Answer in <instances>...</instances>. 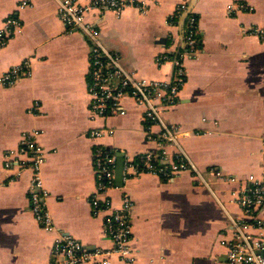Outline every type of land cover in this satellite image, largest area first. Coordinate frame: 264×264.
Returning a JSON list of instances; mask_svg holds the SVG:
<instances>
[{"label": "crops", "instance_id": "obj_1", "mask_svg": "<svg viewBox=\"0 0 264 264\" xmlns=\"http://www.w3.org/2000/svg\"><path fill=\"white\" fill-rule=\"evenodd\" d=\"M22 1L0 0V28L11 14L23 25L0 48V72L24 61L30 69L14 84L0 85V264H47L56 260L53 244L62 234L88 250L112 245L105 230L109 212L94 213L90 202L96 190V146L133 159L154 153L159 162L163 150L171 157L175 147L160 144L157 125L148 131L144 106L132 97L122 99L125 114L91 117L92 41L60 19L57 0H29L19 8ZM182 1L148 0L146 11L91 10L87 19L127 70L137 77L168 79L172 64L157 59L181 36V18L177 26L169 21ZM193 10L199 51L185 61V84L165 117L179 128L181 145L211 188L198 184L189 171L171 177L142 171L116 185L109 192L113 205H121L124 193L133 203L134 264H226L221 239L228 236L230 221L218 198L242 217L231 193L244 186L248 174H259L263 163L264 40L247 30L264 25V0H196ZM103 126L114 133L90 135ZM34 129L45 151L42 179L53 230L43 228L32 213L31 168L19 171L4 164L5 151ZM231 177L240 179L226 180ZM111 264L119 262L115 258Z\"/></svg>", "mask_w": 264, "mask_h": 264}, {"label": "built area", "instance_id": "obj_2", "mask_svg": "<svg viewBox=\"0 0 264 264\" xmlns=\"http://www.w3.org/2000/svg\"><path fill=\"white\" fill-rule=\"evenodd\" d=\"M147 1L57 0V12L67 26L78 29L92 41L88 81L91 95V117H106L110 113L125 114L126 109L123 107L122 99L132 97L144 106V119L148 131L152 126L157 125L159 131L156 138L160 140V144L175 147L171 157L167 155L166 150H163L162 159L164 160L158 161V164L152 163L156 156L150 152L141 154L135 159L125 158L124 178L142 171H150L164 177L189 171L198 184L211 188L204 172L181 145L179 128L170 124L165 117L168 108L178 101L180 90L185 84L187 76L185 61L199 51L198 18L193 8L189 9L188 0H183L177 5L169 21L172 26H177L178 20L188 12L183 37H177L170 52L160 55L157 59L159 64L164 62L172 64V75L168 79L137 77L127 70L119 55L102 45L99 28L87 19L91 10L105 9L120 13L126 7H136L146 11ZM29 4V0H23L19 8ZM238 6L247 9L244 5L239 4ZM235 7L233 3L229 5L232 11ZM22 26L18 15H8L0 28V48L8 39L20 32ZM247 31L248 34L264 40V25H252ZM29 74V63L24 61L0 72V85H12ZM113 133L114 129L104 126L93 128L90 131V135L94 138ZM38 134L39 132L35 129L24 131L18 146L5 151L4 164L6 168L13 166L19 171L25 167L31 168L29 192L32 213L43 228L53 230L54 221L46 205L48 191L44 188L42 179V166L46 157L44 149L38 142ZM108 149L106 152L100 146L94 149L96 190L92 193L90 202L94 213L109 212L106 217L105 230L111 241V247L88 250L74 236L62 234L56 237L53 244V251L57 258L47 264H111L115 258L119 264H134L136 259L133 247L134 237L129 215L133 203L129 195L124 193L121 205L119 207L113 205L109 192L116 188L115 167L118 151ZM137 158L143 164V169L139 167ZM238 179L240 178L231 177L226 180ZM243 181L244 186L231 193V200L237 202L242 209V217L227 211L223 201L218 198L230 221L228 236L221 239V243L226 248V264H264V155L259 174L250 173Z\"/></svg>", "mask_w": 264, "mask_h": 264}, {"label": "water", "instance_id": "obj_3", "mask_svg": "<svg viewBox=\"0 0 264 264\" xmlns=\"http://www.w3.org/2000/svg\"><path fill=\"white\" fill-rule=\"evenodd\" d=\"M195 2L196 0H190L189 9H192L194 7ZM187 13L188 12L184 13V15L181 17L179 21L181 38L183 37L184 23ZM124 161H125V154L123 152H118L116 167H115V180L117 186H123L124 184Z\"/></svg>", "mask_w": 264, "mask_h": 264}, {"label": "trees", "instance_id": "obj_4", "mask_svg": "<svg viewBox=\"0 0 264 264\" xmlns=\"http://www.w3.org/2000/svg\"><path fill=\"white\" fill-rule=\"evenodd\" d=\"M198 39H199V33H198ZM102 149H103V151L104 152H106V151H108L109 149L108 148H104V147H102ZM137 162H139V167L141 168V169H143L144 168V166H143V164L142 163H140V160H139V158H137V160H136ZM152 163H154V164H158V160L157 159H154L153 161H152Z\"/></svg>", "mask_w": 264, "mask_h": 264}]
</instances>
